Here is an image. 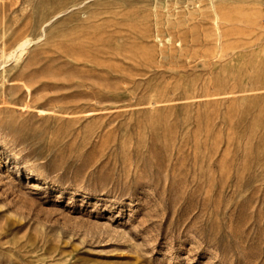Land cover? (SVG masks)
I'll return each instance as SVG.
<instances>
[{"label":"rangeland","instance_id":"1","mask_svg":"<svg viewBox=\"0 0 264 264\" xmlns=\"http://www.w3.org/2000/svg\"><path fill=\"white\" fill-rule=\"evenodd\" d=\"M0 264H264V0H0Z\"/></svg>","mask_w":264,"mask_h":264},{"label":"bare ground","instance_id":"2","mask_svg":"<svg viewBox=\"0 0 264 264\" xmlns=\"http://www.w3.org/2000/svg\"><path fill=\"white\" fill-rule=\"evenodd\" d=\"M26 46H27V43L26 42H23V43H21V44H19V46H18V48H17V51H18V53H20V55L19 56H22L23 54V52H24V50H26L25 48H26ZM16 51V50H15ZM13 54V53H12ZM16 55V54H15ZM13 57V56H12Z\"/></svg>","mask_w":264,"mask_h":264}]
</instances>
